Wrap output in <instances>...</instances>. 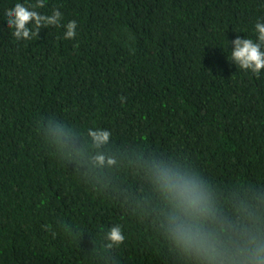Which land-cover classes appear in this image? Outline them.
<instances>
[{"label":"trees","instance_id":"trees-1","mask_svg":"<svg viewBox=\"0 0 264 264\" xmlns=\"http://www.w3.org/2000/svg\"><path fill=\"white\" fill-rule=\"evenodd\" d=\"M16 2L0 0V264H196L164 237L152 160L198 174L229 236L264 238V72L227 59L264 0H47L77 35L30 41L5 27ZM56 124L82 155L61 152ZM93 127L111 133L99 149ZM117 223L125 240L97 254Z\"/></svg>","mask_w":264,"mask_h":264},{"label":"clouds","instance_id":"clouds-1","mask_svg":"<svg viewBox=\"0 0 264 264\" xmlns=\"http://www.w3.org/2000/svg\"><path fill=\"white\" fill-rule=\"evenodd\" d=\"M46 3L47 0H36L35 4L17 0L4 13L5 27L12 30L16 41H30L38 36L42 27L61 25L65 39L76 37V20L63 23L59 9H52L50 13L37 10ZM252 31L253 36L237 35L231 42L228 40L230 55L227 54V59L239 69L259 77L264 72V17L257 18ZM49 130L65 156L82 155L73 143L77 135L74 129L56 124L50 125ZM87 134L98 149L109 142L111 135L99 127L89 128ZM92 159L98 167L113 162L110 157L106 160L102 151L96 152ZM145 166L164 204L161 221L164 237L181 257L195 260L196 264H264V238L246 231L229 236L217 217L210 191L198 174L163 160L146 161ZM125 238L122 225L113 224L102 230L95 251L107 254L118 248Z\"/></svg>","mask_w":264,"mask_h":264}]
</instances>
